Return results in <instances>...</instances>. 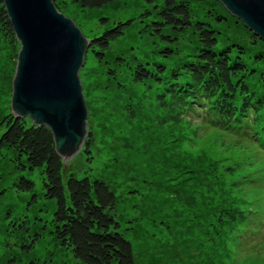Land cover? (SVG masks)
<instances>
[{
  "label": "rangeland",
  "instance_id": "rangeland-1",
  "mask_svg": "<svg viewBox=\"0 0 264 264\" xmlns=\"http://www.w3.org/2000/svg\"><path fill=\"white\" fill-rule=\"evenodd\" d=\"M186 1L192 26L182 31L166 27L162 32L173 40L165 42L152 31V23L159 20L161 0H115L91 9L71 0H55L67 17L73 14L90 39L132 19L101 61L88 46L82 65L88 133L81 150L65 163V174L100 178L110 186L116 195L113 213L131 242L136 264H264V227L239 250L231 248L225 226L229 250L225 257H214L208 240L213 207L233 197L230 190L246 199L239 201L240 207L247 206V198L257 187L253 168L261 163L257 176L264 182V139L259 142L255 132L257 127L264 129V119L248 129L245 139L237 140L203 124L194 112L187 114L191 120L172 123L169 114L177 113L174 98L165 96L168 108L162 107L158 99L161 85L152 80L145 85L133 81L142 68L155 73L159 65L175 73L183 71L186 62H195L202 46L194 26L203 22L216 32L214 51L229 53L231 61L242 60L245 81L264 102V41L255 38L220 1ZM19 48L0 28V133L11 113V83ZM258 145L257 154L244 161L247 167L240 181L245 187L233 188L234 175L229 180L224 168ZM18 158L12 149L0 152V264H75L71 250L54 235L55 201L43 195L40 169H23ZM200 158L203 164L216 162L219 180L214 185L203 182L200 171L196 175L185 171L188 166L192 170ZM21 176L33 181L31 190L17 188ZM259 200L261 219L264 189Z\"/></svg>",
  "mask_w": 264,
  "mask_h": 264
},
{
  "label": "trees",
  "instance_id": "trees-1",
  "mask_svg": "<svg viewBox=\"0 0 264 264\" xmlns=\"http://www.w3.org/2000/svg\"><path fill=\"white\" fill-rule=\"evenodd\" d=\"M71 1L82 8L91 9L115 0ZM146 1L154 3L158 0ZM161 2L162 7L157 11L159 20L152 23V31L165 42H170L173 38L162 30L168 27L174 31H182L191 27L190 8L186 0ZM56 6L58 7L57 4ZM147 13L146 11L143 15ZM131 23L132 19L120 21L89 40V48L98 61L103 59L110 43L123 36ZM0 28L13 43L17 41L3 0H0ZM194 29L199 34L202 46L195 55V62H186L183 71L175 73H168L159 65L155 67V73L142 68L135 72L133 81L145 85L148 84L146 81L152 80L161 85L158 99L162 107L168 108L169 103L166 104L165 96L174 98L177 113L169 114L172 123L189 119V112L199 111L206 119L203 120L204 124L221 130L226 135L243 120L255 128L260 119H264V102L250 83L245 81L242 60L231 61L229 53L214 51L217 38L210 25L196 22ZM249 110L252 111V116ZM2 126L0 152L3 148L12 149L19 157L21 168L40 169L43 175V195L46 199L55 201L52 214L54 235L62 246L71 250L75 264H136L131 242L120 231V223L113 213L116 195L110 186L100 178H79L74 172L67 171L65 174V163L57 154L53 135L46 126L32 125L28 117H15L12 113L5 117ZM256 129V135L261 142L264 139V129ZM216 167L215 161L203 164L200 158L193 163L192 170L188 166L185 171L192 175L200 171L203 182L214 185L219 180ZM234 168L232 164L224 168L229 173V180ZM17 183V188L21 191H29L34 186L33 181L24 176ZM230 183L233 188H240L235 182ZM230 192L233 197L225 198L210 213L208 225L211 226V234L208 240L209 248L214 249V257H225V251H229L223 233L225 226L229 229L231 248L240 250L244 246L240 244V237L250 213L249 205L240 207L239 201L244 202L246 199L239 197L235 191L233 194L232 190ZM247 199L248 204L255 202L254 195ZM255 206L259 207L258 204Z\"/></svg>",
  "mask_w": 264,
  "mask_h": 264
},
{
  "label": "water",
  "instance_id": "water-1",
  "mask_svg": "<svg viewBox=\"0 0 264 264\" xmlns=\"http://www.w3.org/2000/svg\"><path fill=\"white\" fill-rule=\"evenodd\" d=\"M55 0H3L20 45L11 83V113L44 125L66 163L87 135L83 61L90 38ZM264 41V0H218ZM59 8V9H58Z\"/></svg>",
  "mask_w": 264,
  "mask_h": 264
}]
</instances>
